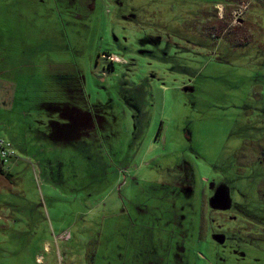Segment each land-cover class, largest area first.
Returning a JSON list of instances; mask_svg holds the SVG:
<instances>
[{
	"label": "rangeland",
	"instance_id": "374dc122",
	"mask_svg": "<svg viewBox=\"0 0 264 264\" xmlns=\"http://www.w3.org/2000/svg\"><path fill=\"white\" fill-rule=\"evenodd\" d=\"M0 136V264H264V0H0Z\"/></svg>",
	"mask_w": 264,
	"mask_h": 264
},
{
	"label": "built area",
	"instance_id": "2783aa9c",
	"mask_svg": "<svg viewBox=\"0 0 264 264\" xmlns=\"http://www.w3.org/2000/svg\"><path fill=\"white\" fill-rule=\"evenodd\" d=\"M110 59L112 58L110 57ZM16 158V153L11 144L0 136V163L6 170H9Z\"/></svg>",
	"mask_w": 264,
	"mask_h": 264
},
{
	"label": "trees",
	"instance_id": "16d2710c",
	"mask_svg": "<svg viewBox=\"0 0 264 264\" xmlns=\"http://www.w3.org/2000/svg\"><path fill=\"white\" fill-rule=\"evenodd\" d=\"M0 174L3 175L7 179L11 177V173H9V171L6 170L1 163H0Z\"/></svg>",
	"mask_w": 264,
	"mask_h": 264
},
{
	"label": "crops",
	"instance_id": "0c3cea01",
	"mask_svg": "<svg viewBox=\"0 0 264 264\" xmlns=\"http://www.w3.org/2000/svg\"><path fill=\"white\" fill-rule=\"evenodd\" d=\"M112 56V55H111ZM114 57V56H113ZM112 58V57H111Z\"/></svg>",
	"mask_w": 264,
	"mask_h": 264
}]
</instances>
